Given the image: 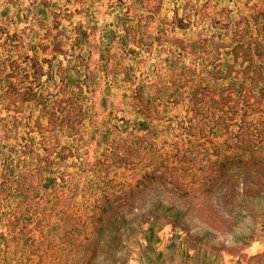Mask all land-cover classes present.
Wrapping results in <instances>:
<instances>
[{
	"label": "rangeland",
	"instance_id": "rangeland-1",
	"mask_svg": "<svg viewBox=\"0 0 264 264\" xmlns=\"http://www.w3.org/2000/svg\"><path fill=\"white\" fill-rule=\"evenodd\" d=\"M0 264H264V0H0Z\"/></svg>",
	"mask_w": 264,
	"mask_h": 264
}]
</instances>
